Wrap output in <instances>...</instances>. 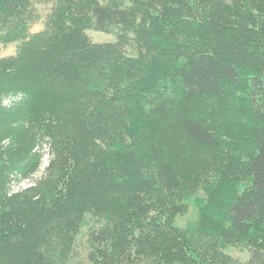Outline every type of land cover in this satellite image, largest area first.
<instances>
[{
    "label": "trees",
    "instance_id": "1",
    "mask_svg": "<svg viewBox=\"0 0 264 264\" xmlns=\"http://www.w3.org/2000/svg\"><path fill=\"white\" fill-rule=\"evenodd\" d=\"M13 43L0 264H66L88 216L87 264H264V0H0Z\"/></svg>",
    "mask_w": 264,
    "mask_h": 264
},
{
    "label": "rangeland",
    "instance_id": "2",
    "mask_svg": "<svg viewBox=\"0 0 264 264\" xmlns=\"http://www.w3.org/2000/svg\"><path fill=\"white\" fill-rule=\"evenodd\" d=\"M40 12L43 13L44 10L41 9ZM43 29H44V23L41 21L37 25L33 26L32 31L37 32ZM86 35L92 42L98 44L112 43L115 41V37L112 34H105V33H99L91 30H87ZM16 47H17V43L8 44V45L0 44V58L15 54ZM35 152L38 153L41 157L40 166L38 170L29 178L20 180L17 185L16 184L12 185L11 187L12 193H15L19 190L32 186L34 183L39 181L45 174L50 159L48 145L42 144L41 146L35 149ZM204 199H205V194L203 193V191H199L195 196L186 199L184 201L186 212L183 216L177 217L174 221V224L177 227H185L191 222H193L197 217L199 208L202 205ZM93 226H94V219L88 216L87 225L82 228L80 234L77 237H75L73 241L74 252L66 264H87L86 254L89 250V246L87 242L88 232L91 230V228H93ZM225 252L239 260H244L247 257L246 252H241L237 248L228 247L225 249Z\"/></svg>",
    "mask_w": 264,
    "mask_h": 264
}]
</instances>
